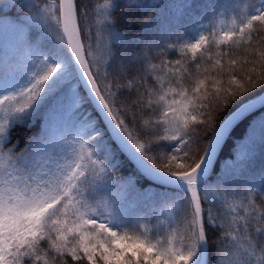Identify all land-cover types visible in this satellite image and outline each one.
<instances>
[{
    "label": "snow or ice",
    "instance_id": "1",
    "mask_svg": "<svg viewBox=\"0 0 264 264\" xmlns=\"http://www.w3.org/2000/svg\"><path fill=\"white\" fill-rule=\"evenodd\" d=\"M117 7L0 0V264H264V169L247 175L264 146V0H220L161 44L118 29ZM142 200L163 204L164 234L130 222Z\"/></svg>",
    "mask_w": 264,
    "mask_h": 264
},
{
    "label": "trees",
    "instance_id": "2",
    "mask_svg": "<svg viewBox=\"0 0 264 264\" xmlns=\"http://www.w3.org/2000/svg\"><path fill=\"white\" fill-rule=\"evenodd\" d=\"M92 9H95L97 3H103V0H86ZM143 3L148 5L145 8L129 9L127 7V0H118V7L115 11V17L117 22V28L125 30L129 35L133 33L141 34L145 41L161 43H176V37L182 36L189 38L192 36V29L195 24L202 21L205 24L209 23V16L212 10L219 4L220 0H142ZM234 3H239L241 7L247 2V0H232ZM18 13L15 9L10 11L8 15L16 16ZM232 13L229 10L225 18H221L212 22L213 28L217 33L222 30H227L226 27L230 24ZM132 20L134 23L131 28H128V21ZM147 20V24L143 22ZM222 20V23H221ZM90 22L94 23V18L90 17ZM143 29V31H142ZM205 32V35L210 34ZM121 49L127 48L129 50H135L138 47H143L142 44L135 42L123 44ZM227 45H221V50H227ZM159 51V49H155ZM212 53L216 51L215 46L211 48ZM233 53L239 58L245 53L242 48H233ZM153 53V54H154ZM165 57L170 60H176L179 57L178 52L166 51ZM199 55V54H198ZM153 62H158L154 60ZM204 66H210V62ZM193 71H195L193 65ZM39 131V123L32 127H15L11 131L12 143L19 141V147L23 148L28 142L29 138ZM242 129H238L236 135H240ZM210 135V133H209ZM231 142L223 149L220 159L229 156V149ZM264 169V146L258 145L255 150V157L248 165L247 175H258L259 172ZM131 171V166L124 167L118 170L116 173L127 175ZM106 194V193H105ZM165 212L162 203L156 200H142L140 201L135 210L129 217L130 222L135 225L137 222H143L147 220L149 227L158 231L161 234L166 232V227L161 226V221L164 220V216L161 215ZM211 235V233H210Z\"/></svg>",
    "mask_w": 264,
    "mask_h": 264
}]
</instances>
